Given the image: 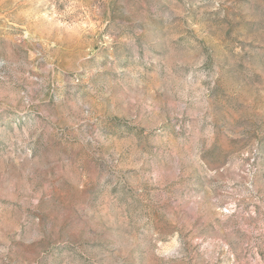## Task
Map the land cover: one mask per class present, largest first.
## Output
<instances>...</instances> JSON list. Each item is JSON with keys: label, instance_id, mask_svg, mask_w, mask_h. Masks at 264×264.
<instances>
[{"label": "rangeland", "instance_id": "obj_1", "mask_svg": "<svg viewBox=\"0 0 264 264\" xmlns=\"http://www.w3.org/2000/svg\"><path fill=\"white\" fill-rule=\"evenodd\" d=\"M0 264H264V0H0Z\"/></svg>", "mask_w": 264, "mask_h": 264}]
</instances>
